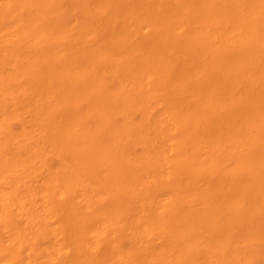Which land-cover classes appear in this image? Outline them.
I'll list each match as a JSON object with an SVG mask.
<instances>
[{
    "label": "bare ground",
    "instance_id": "1",
    "mask_svg": "<svg viewBox=\"0 0 264 264\" xmlns=\"http://www.w3.org/2000/svg\"><path fill=\"white\" fill-rule=\"evenodd\" d=\"M0 264H264V0H0Z\"/></svg>",
    "mask_w": 264,
    "mask_h": 264
}]
</instances>
